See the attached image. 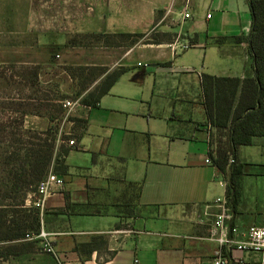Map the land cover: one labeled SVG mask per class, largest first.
I'll return each instance as SVG.
<instances>
[{
    "label": "crops",
    "instance_id": "0c3cea01",
    "mask_svg": "<svg viewBox=\"0 0 264 264\" xmlns=\"http://www.w3.org/2000/svg\"><path fill=\"white\" fill-rule=\"evenodd\" d=\"M190 1L191 18H184L186 3L179 0H80V25L85 32L143 33L160 26L166 32L176 31L179 37L128 48L114 62L116 66L129 67L128 59L135 53L145 56L150 52L156 63L145 66L139 61L143 69L133 77L126 76L125 85L117 87L121 76L98 107L80 105L77 111L88 119V129L79 148L66 158L69 173L62 176L64 185L38 208L42 229L57 254L44 250L38 242L37 251L14 257L17 264H60V258L69 264H201L218 248L213 230L217 215L227 205V176L211 155L217 148V130L208 121L201 77L203 73L254 75L248 43L236 40L249 35L252 20L248 0ZM199 6L207 7V12L196 18ZM173 9L177 22L170 27L166 18ZM194 38L196 44L181 48ZM192 48L204 57L201 73L183 58ZM210 55L223 67L221 72L207 71ZM151 73L154 84L141 93L135 81ZM111 103L112 107L107 106ZM93 110L114 114L101 129H106L104 139L115 141L117 149L102 147L98 151L82 144L91 128ZM238 155L247 164L241 205L250 194L264 195V136L241 146ZM131 182L141 186L138 202H132L133 216L119 211L122 199L132 197ZM67 195L70 207L61 211ZM256 210L258 216L246 230L236 223L243 214L234 216L238 236L252 225H264V207ZM94 236H103L104 246L80 254L77 244L90 242Z\"/></svg>",
    "mask_w": 264,
    "mask_h": 264
},
{
    "label": "rangeland",
    "instance_id": "374dc122",
    "mask_svg": "<svg viewBox=\"0 0 264 264\" xmlns=\"http://www.w3.org/2000/svg\"><path fill=\"white\" fill-rule=\"evenodd\" d=\"M179 1L188 5L191 2L190 0ZM206 12L207 7L199 6L195 10L196 18L199 15H206ZM162 14V11L159 12L157 19ZM81 15L80 0H0V188L7 183L2 179L6 177V162L15 156L11 152L17 147L24 146V141L34 139L33 136L37 134L48 139L47 142H52V135L55 134L57 147L63 143L68 144L64 136L72 135V127L75 124L68 118L82 114L77 111L80 105L85 106L82 104V99L89 90L100 83L101 79L96 80L84 93L77 95L76 89H72L71 85L79 80H73L68 75L66 66L96 62L101 65L107 63L108 67L114 70L118 67L114 62L132 46L133 41L138 40V44L147 43L153 32L170 33L168 38L171 37L173 40L179 37L176 31L166 32L160 26L143 32L146 35L142 37H120L115 35L116 33L108 32L89 33L81 30ZM176 16L174 9L168 14L166 22L170 27L176 26ZM87 34L107 35L86 36ZM183 58L190 67H195L199 73L202 72L201 65L204 57H201L197 49H189L184 53ZM139 61L145 66L156 63L150 52L145 56L133 54L128 59L130 71L122 75V81L118 82L117 87L125 85L126 76L133 77L143 69V66H138ZM207 65L209 67L207 71L221 72L223 70V67L211 55L207 59ZM151 74H148L144 80L135 81L139 83L141 93L147 86L154 84V74ZM196 83L199 84L198 80ZM151 89L154 90V86ZM108 98L114 100L112 96ZM66 100L76 102L77 105L73 109L63 106L66 108L65 111L54 113L57 118L52 119L50 113L52 108L59 109ZM108 105L112 107V103ZM47 106L52 108L47 109ZM24 111H27V114L23 115ZM111 112V110L91 112V128L83 138L82 144L98 151L102 147H109L111 151L117 149L118 145L115 141L109 142L108 139H104L103 133L106 129H101L102 124H110V118L114 116ZM22 116L24 124L20 125ZM49 128L51 135H42L41 132ZM81 161L78 162L81 163ZM51 173L56 171L52 169L49 174ZM4 189L5 187L0 189V203L3 206H0V210H5L2 208L19 210L16 205L6 207L5 204L19 203L23 191L13 192L12 197L6 198ZM34 192L26 191L28 193L26 200ZM256 196L259 197L257 201H261L259 205L256 202ZM122 202H124L123 199ZM259 206L264 207L263 192L259 195L250 194L247 202L239 205V212L243 215L237 219L236 223L243 230H246L245 228L253 222L255 216H258L256 208ZM125 208L120 207L119 211ZM11 245L9 242L0 241V252ZM14 257H0V264H17Z\"/></svg>",
    "mask_w": 264,
    "mask_h": 264
},
{
    "label": "trees",
    "instance_id": "16d2710c",
    "mask_svg": "<svg viewBox=\"0 0 264 264\" xmlns=\"http://www.w3.org/2000/svg\"><path fill=\"white\" fill-rule=\"evenodd\" d=\"M251 13V30L248 36H239L237 41H245L249 45L253 57L254 75L249 77L217 76L203 73L201 77L203 89V104L205 106L209 123L216 128L217 148L211 151L214 163L227 176V202L232 208L234 216L239 213V204L243 194V177L247 172V164L239 158L238 151L243 145H251L256 137L264 136V0H248ZM107 34H87L86 36H104ZM120 37H142L146 33H118ZM147 43L172 42L168 38L170 33L153 32ZM219 41L222 38L218 39ZM75 42V41H74ZM138 40L132 42L136 45ZM191 45L196 44V39L191 40ZM68 75L79 81L73 82L72 89L80 95L90 88L98 79L100 83L82 99V104L91 108L99 106L103 96L111 91L113 85L120 77L130 70L127 66H118L111 70L103 65H71L65 67ZM64 104L59 109L52 108L51 118L54 113L65 111ZM50 111V110H49ZM54 115H53V114ZM27 114V111L22 113ZM70 122H74L72 135L64 136L68 144L57 147L56 135H52V142H47L41 135L33 136L34 139L24 141V146L14 149L11 153L15 156L6 162L4 197H12L11 193L23 191L22 198L17 204H5L6 207L18 206L19 210H0V241L9 242L8 246L0 252L1 258H9L26 252L39 249V240H25L27 234H38L42 229V217L40 210L33 206H27L26 191H36L39 183L53 169L57 174L65 176L69 173L66 162L68 154L75 148H79V141L88 129V119L80 116H70ZM24 124V117L20 125ZM42 135H51V129L41 132ZM74 140V145L69 141ZM23 143V141H22ZM23 153V154H22ZM214 153V154H213ZM132 197L123 202L125 208L122 212L129 216L135 215L132 202H138L141 186L131 182ZM66 211L70 207V197L66 196ZM135 203L134 205H136ZM0 206L2 204L0 203ZM234 227V220L232 222ZM103 236H94L90 242L77 244L75 247L80 254L91 253L104 246Z\"/></svg>",
    "mask_w": 264,
    "mask_h": 264
},
{
    "label": "built area",
    "instance_id": "2783aa9c",
    "mask_svg": "<svg viewBox=\"0 0 264 264\" xmlns=\"http://www.w3.org/2000/svg\"><path fill=\"white\" fill-rule=\"evenodd\" d=\"M211 17V14H208ZM184 18H191L190 7L186 4L183 11ZM191 47L190 42L181 44V48L186 50ZM77 105L76 102L66 100L64 106L73 109ZM70 145H74V140L69 141ZM215 150V149H214ZM212 163V160L207 159ZM65 183L64 178L57 174H48L38 185L37 190L30 195L29 205L36 208H43L47 197L55 194L57 188L62 187ZM226 207L217 215L213 236L218 243V248L214 254L203 261L201 264H264V225H252L242 235L238 236L235 226L232 228L234 214L231 207L226 201ZM28 240H39V244L44 250L57 254L54 250L48 234L41 229L38 234H27ZM138 260H136L137 262ZM60 264H69V262L59 260Z\"/></svg>",
    "mask_w": 264,
    "mask_h": 264
}]
</instances>
